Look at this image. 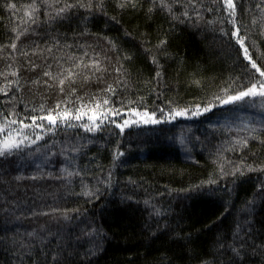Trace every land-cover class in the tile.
<instances>
[{
  "label": "trees",
  "instance_id": "obj_1",
  "mask_svg": "<svg viewBox=\"0 0 264 264\" xmlns=\"http://www.w3.org/2000/svg\"><path fill=\"white\" fill-rule=\"evenodd\" d=\"M30 2L0 0V45L10 43L15 35L11 29L19 24ZM151 3L140 0L137 8L121 10L116 0H105L107 16L96 11L82 22L81 9L50 27L34 25L35 33L17 41L19 46L32 40L52 45L53 37L60 41L52 56L43 54L47 59L32 57L29 52L41 65L36 70L30 71L18 52L0 49V71H5L6 64L18 67L22 85H6L0 76V88L5 89L0 91V126L7 124L5 117L31 125L32 115H46L40 111L41 105L54 109L58 101L60 111L66 108L72 113L55 125L45 119L38 121L45 125L43 128L22 129L31 139L0 156V264H44L45 254L68 242L81 250L75 237L87 225L99 229L103 237L97 238L99 250L90 257L91 264H199L201 259L213 260L214 253L218 264H228V255L216 252L217 239L233 241L237 225H243L240 236L246 243V254L239 264H264V249L260 248L264 242V197L256 195L264 183V172L244 169L243 175L220 173V164L225 161L238 163L247 157L245 163L255 161L254 167L264 161V144L260 143L264 99L246 97L229 104L213 100L224 95L221 89L247 83L244 68L248 61L230 35L232 25L220 23L226 13L206 10L212 7V0H203L200 11L204 19L195 24L172 20L159 8L146 15ZM257 3L259 0H244L238 5L237 19L251 29L245 42L253 59L264 64V36L258 25L252 26V17L260 15ZM8 4L17 8H8ZM175 10L179 13L183 8L176 6ZM112 16L120 23L110 19ZM85 27L87 32L81 36ZM165 35L168 55L160 56L162 75L156 78L157 65L143 50ZM105 36L119 45V51ZM97 53L110 57L112 65L124 54H133L131 61H122L127 84L117 87L115 95L101 91L113 83L114 72L105 74L100 82L78 79L72 85L76 92L71 95L67 87L61 93L56 86L49 89L30 83L41 75L44 65H52L55 71L54 59L63 64L69 57H80L87 63L99 58ZM8 79L14 81L16 77L9 73ZM103 99H110V106L119 110V115L111 117L117 124L135 115L128 108L154 112L159 122H132L121 130L104 120L89 132L82 126L89 123L88 116L77 120L74 110L83 104L90 115L93 103ZM209 102L213 107L207 112L192 115L196 104ZM176 107L188 108L189 112L169 119L168 111ZM12 128L20 129L21 125ZM251 128L256 129V139L248 137ZM6 134L0 133V137ZM37 134L40 139H36ZM245 137L249 145L237 146L236 140ZM71 147L80 150L71 152ZM224 166L226 172L232 171L231 165ZM64 167L80 171V175L67 177L61 172ZM82 183L98 189L96 195H82ZM254 197L255 203L249 207ZM51 209L79 211L72 212L73 218L66 221ZM86 239L79 241L83 248L90 246ZM69 264H79V260L73 258Z\"/></svg>",
  "mask_w": 264,
  "mask_h": 264
},
{
  "label": "snow or ice",
  "instance_id": "obj_2",
  "mask_svg": "<svg viewBox=\"0 0 264 264\" xmlns=\"http://www.w3.org/2000/svg\"><path fill=\"white\" fill-rule=\"evenodd\" d=\"M244 0H212V7L207 8L206 10L209 12L216 13H226L220 19V23H224L225 21L232 25V29L230 30V35L232 38L236 40L239 44V52L242 54L243 58L248 61V64L245 65L244 74L247 79L246 84L236 85L234 88L232 85H229L227 88L221 89L224 93L223 96H214L213 100L218 101L220 104H229L237 101H242L246 97H260L264 99V64H258L257 59H253V56L250 52L249 46L246 44V39L248 38V34L251 29L243 25V21L237 19L240 15L238 12V5L242 4ZM140 5V0H116V6L123 10L125 8L131 7L133 9L137 8ZM8 8L15 10L17 5L8 4L6 5ZM176 6L183 8V11L177 12ZM203 0H152L151 6L148 8L146 15H151L154 9L159 8L162 11H165L169 14L172 20H180L181 22L188 21L191 23H199L204 19L201 14L200 8L203 7ZM255 8L259 10V17H252V26H259V33L261 36H264V0H259V3L255 5ZM83 10L84 14L81 15V21H86L89 16L92 15L93 12L99 11L104 15H108L105 11V0H31L25 6L24 16L20 18L19 24L11 29L12 33L15 35L11 37V41L8 45H0V49L5 47L11 48L12 51L18 52L19 55L23 56L27 61V66L29 70H36L41 67V65L37 64L32 57L47 59V56H52L54 48L60 45V41L58 39L55 40V44L49 45L47 41H45V45H41L36 43V41L32 40L28 44H23V46H19L17 41H21L22 37H28L29 34L35 33L34 25H46L52 26L55 23H58L64 19L71 18L75 12L79 10ZM41 11H43L44 19H41ZM189 11L192 12V16L189 15ZM244 13H247V8L244 9ZM195 17V19H193ZM110 19L116 21V23H120L119 20L115 16L110 17ZM208 23H214V21H207ZM21 25L23 27H21ZM221 32L225 30L223 28L220 29ZM87 32V28L85 27L84 31L80 33L83 36ZM241 32L244 35H241ZM125 35L130 36L131 33L125 32ZM105 40L109 44L112 45L113 49L119 51V45L113 42L109 37L105 36ZM147 43V42H145ZM168 46V38L165 35L164 38L158 39L155 45H150L148 47H144L143 54L148 56L151 62L157 65L156 78H160L162 72L160 69L159 59L161 55H168L166 49ZM252 46H255V41H253ZM67 47V45H65ZM88 47H92L89 45ZM23 48H28L29 51H23ZM29 52H31L32 57L29 56ZM44 53H47V56H43ZM99 58H94L89 60L87 63L84 62V58L80 57H69L62 64L59 59H54L56 63V70H52V65H44V70L41 75L38 76L35 80H31L30 83L33 85H46L47 88H52L54 86L59 88L61 93L65 92L66 87L70 88L69 95L76 92V88L72 87L73 84L76 83L78 79H83V81H89L92 78H95L98 82H100L105 74L114 72L116 76L113 79V83L107 84V87L102 89L101 91L105 93L116 94L117 87L125 86L127 84L126 76L127 69L124 67L122 61H131L133 59V54L126 53L122 57L116 59L115 64L112 65V61L110 57L106 54L101 55L100 53L96 54ZM85 57H87V53H85ZM107 61L108 63H105ZM64 64H67L68 67H65ZM19 68H13L11 64L5 65V71H0V76H3L6 81V85H12L15 83L17 87H22L20 85V80L18 76ZM16 77V79L9 80L8 75ZM99 73V75H97ZM46 77L47 79H43ZM194 83H199V81H194ZM116 85L114 87L113 85ZM229 89H232L231 94H229ZM0 91H5L4 88H0ZM80 99V97H77ZM142 99V98H141ZM213 104L211 102L200 105H195V110L192 111V115H199L201 111L207 112ZM130 113L138 116L143 123H158L155 119V113H149L147 111H139L136 108H128ZM36 109H33L35 112ZM40 111L46 112L44 116L32 115L31 120L32 124H25L23 120H7L5 117L7 124L5 126H0V133L6 132V135H3V138L0 139V156H4L11 152L12 149H18L21 144H23L26 140H30L29 136L24 135L22 129L27 128H43L45 125L42 123H38V121L48 120L50 124L55 125L58 120H66L67 117L72 115V113L68 109H64L60 111V102H57L56 108L54 109H45L43 105L40 106ZM75 119L80 120L85 115L88 116L89 123L82 125L87 131L92 132L100 127L104 120H108L110 123L116 124L121 130L124 127L131 124L133 121L131 119H124L123 123L117 124L116 120L111 119L112 116L119 115V110L115 107L110 106V99H103L102 103H93V107L91 108V114L88 115L89 109L85 105H81V108L75 109ZM163 113V109L160 110ZM189 112L188 108L176 107L168 111L167 116L169 119H175L178 116L187 115ZM20 124V129H13L12 125ZM51 130V128H49ZM256 133L255 128H251L248 131V137L256 139L257 137L254 135ZM40 135H36V139H40ZM34 142V141H32ZM260 143L264 144V134L260 137ZM236 145L241 148H246L249 145V139L238 138L236 140ZM71 152H78L80 150L79 147H71L69 149ZM233 150H235L233 148ZM71 163H75L71 157H68ZM247 157L242 158L238 163H233L232 161H225L232 166L231 172L225 171L224 163L220 164V173L222 175H235L236 173H240L243 175V170L249 171H260L264 172V161H261L258 166H255V161L252 164L245 163ZM67 177H72L73 175H80V171H69L67 167L61 169ZM51 176L52 174L49 173ZM36 177H33L35 179ZM57 179H62V177H56ZM210 183H215V180L209 181ZM82 195L87 197H94L96 195L95 191L90 189L86 184L82 183ZM257 196L264 197V183H261L258 187ZM145 203H148L145 201ZM255 203V197L248 202L249 207H251ZM51 212H59L60 216L68 221L73 217L71 215L72 212H78V209H51ZM46 214V213H45ZM157 214H159V210H157ZM243 228V225H237L234 240L233 241H224L220 238L217 239V249L216 252L221 255H228V264H239V260L242 258L243 254H246V243L243 237L240 236V232ZM29 236H33L34 233H28ZM49 235H55L52 232H49ZM102 239L100 230L92 225H87L85 228L80 230V235L75 237L77 245L81 250H78L77 247H74L70 242L65 243L63 245H58L57 249L52 251L51 253L45 254L44 264H69L73 258H77L79 260V264H91L90 257L96 254V251L99 250V243L97 238ZM83 238L86 239V243L90 246L87 248H83L79 245V241ZM261 249H264V242L260 245ZM253 251L256 249L253 248ZM262 255H264V251H262ZM50 257V258H49ZM199 264H218V261L215 259V253L213 260L209 261L207 259L199 260Z\"/></svg>",
  "mask_w": 264,
  "mask_h": 264
},
{
  "label": "rangeland",
  "instance_id": "obj_3",
  "mask_svg": "<svg viewBox=\"0 0 264 264\" xmlns=\"http://www.w3.org/2000/svg\"><path fill=\"white\" fill-rule=\"evenodd\" d=\"M155 119H156V118H155ZM131 120H132L134 123L138 124V125L152 124L151 122H149V123H143L142 120H141L138 116H136V115L132 116ZM156 120H157V119H156ZM0 139H2V138L0 137Z\"/></svg>",
  "mask_w": 264,
  "mask_h": 264
}]
</instances>
